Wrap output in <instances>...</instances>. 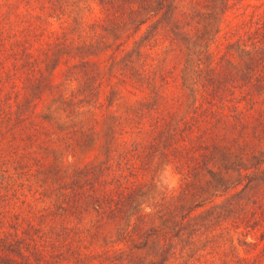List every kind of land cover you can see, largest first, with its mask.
<instances>
[{
	"label": "trees",
	"instance_id": "16d2710c",
	"mask_svg": "<svg viewBox=\"0 0 264 264\" xmlns=\"http://www.w3.org/2000/svg\"><path fill=\"white\" fill-rule=\"evenodd\" d=\"M232 3L0 0V132L22 141L0 199L25 210L0 264H264V14L220 36Z\"/></svg>",
	"mask_w": 264,
	"mask_h": 264
},
{
	"label": "rangeland",
	"instance_id": "374dc122",
	"mask_svg": "<svg viewBox=\"0 0 264 264\" xmlns=\"http://www.w3.org/2000/svg\"><path fill=\"white\" fill-rule=\"evenodd\" d=\"M232 5L227 12L226 16L224 17L221 25H220V30L218 35H223L225 31L229 28L230 25H232L235 21L240 19L242 16L247 17L250 11L252 9L255 10V12L264 14V0H232ZM97 10L96 7L93 8L92 14L88 15V20L86 22H90L94 16L93 13H95ZM137 36V35H136ZM135 36V37H136ZM105 57V56H104ZM103 57V59H104ZM70 62H58L55 67L52 69L50 76L52 77L54 82L58 83H63L64 82V71L66 66ZM43 91V96H44V104L49 102V95L46 93V89ZM139 94L136 95H130V98H136ZM101 131H99L97 137H93L92 140L89 142L88 146L85 148L84 152H80V154L73 158H66L65 164H67V173L72 172V169H74L76 166H80L83 163H86L88 161H94L99 158V153L100 151V142H101ZM22 141L19 140V138H11V135H9L7 132H0V155L5 156L11 153L12 150L17 149L18 145L21 144ZM33 156L36 159H39L41 156V159L43 162H48L52 159L51 155L49 152L41 154L40 152H31L30 153V160H33ZM5 173L0 172V178L4 176ZM17 180V181H16ZM13 187H15V191H12V196H18L19 198L25 197V201H28L31 205H34L36 208L44 206L46 204H49L50 199L49 198H44L41 199L39 198H34V196H30L28 193L24 194L26 192L25 186L17 187L16 183L20 182V179H16ZM1 184H3V178L0 180ZM176 182L175 176L167 172L166 174H162L156 178L154 181V184L149 185L146 188V193L144 195L145 202H150L154 198H156L159 194L160 191L164 190L165 184L169 187L171 185H174ZM32 186V185H31ZM31 191V189H30ZM19 192H22L23 194H18ZM2 193V192H0ZM7 195H10L11 193L6 192ZM23 195V196H22ZM36 196V194H35ZM17 203L19 202L18 199ZM207 205L203 207H199L196 209L200 210ZM25 212L24 209L18 206H13L12 208L10 207L9 204L5 202V199H0V234L5 233V232H13L15 230L19 231V229L24 226V223H20L19 221V214ZM195 212V211H194ZM19 213V214H18ZM18 215V218H15V216ZM245 239H248L245 238ZM233 243L235 244L236 248L238 249L239 253L243 252V245L238 244V235L234 234L233 235Z\"/></svg>",
	"mask_w": 264,
	"mask_h": 264
}]
</instances>
